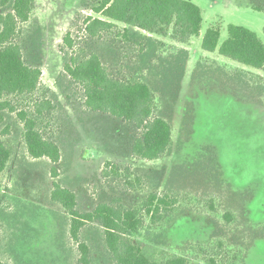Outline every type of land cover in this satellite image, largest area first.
<instances>
[{"label": "rangeland", "instance_id": "rangeland-1", "mask_svg": "<svg viewBox=\"0 0 264 264\" xmlns=\"http://www.w3.org/2000/svg\"><path fill=\"white\" fill-rule=\"evenodd\" d=\"M185 1L201 11L198 37L181 42L169 27L152 34L148 46L125 41V27L115 23L90 42L112 77L149 83L155 114L172 129L171 146L162 158L134 157L133 128L87 110L82 92L63 72L70 53L61 50L63 37L69 33L82 46L88 42L85 19L97 17L90 0H34L21 38L27 39L25 62L38 63L41 70L40 90L9 99L18 110H31V102L43 95L51 100L54 109L39 126L60 149L56 181L74 192L80 212L112 194L127 206L153 192L174 202L161 220L145 217L137 235L152 259L176 255L189 264H264V72L201 48L208 28H219L220 45L229 25L254 32L264 45V12L254 11L246 0ZM126 28L130 35L147 36ZM0 142L10 151L0 172V261L79 264L68 217L50 200L53 166L28 155L22 124L7 110L0 111ZM106 161L130 166L144 184L123 193L104 183L98 176ZM84 236L91 264H111L99 232L90 226Z\"/></svg>", "mask_w": 264, "mask_h": 264}, {"label": "trees", "instance_id": "trees-1", "mask_svg": "<svg viewBox=\"0 0 264 264\" xmlns=\"http://www.w3.org/2000/svg\"><path fill=\"white\" fill-rule=\"evenodd\" d=\"M90 11L97 17L84 22V34L88 40L81 45L67 33L62 48L69 50L63 64V72L83 94V106L90 112L107 114L121 120L134 130L131 153L134 157L154 161L162 158L171 146V124L155 114L154 93L145 79L120 80L112 77L94 51L90 42L109 32L115 23L125 27V41L140 40L151 46L152 34H161L172 27L173 35L184 42L198 37L201 30L200 9L185 0H90ZM257 12H264V0H246ZM34 0H0V111L15 113L23 129V140L32 159H46L52 164L54 181L50 200L68 217V235L75 243L79 264H91V246L84 236L87 227L99 232L105 253L111 264H189L180 256H170L162 261L152 259L141 242L136 240L143 229L145 217L150 221L162 219V211L174 202L159 197L155 192L139 204L124 205L118 194L101 199L91 211L80 212L74 192L56 181V166L60 161V149L40 129L43 116L50 114L54 106L44 95L31 102V110H18L9 99L36 95L41 86V70L38 63L25 62L23 51L27 39H22L21 25L29 21ZM126 27H132L147 36L130 35ZM218 27L207 29L201 42L205 52L214 53L243 66L264 72V45L254 32L240 26L229 25L227 38L219 45ZM142 52L144 50H141ZM10 157L9 149L0 142V172ZM98 178L113 183L123 193L132 192L144 184L141 176L130 166L106 161ZM114 191L113 189L111 190ZM103 194L104 191L102 190ZM114 193V192H113ZM0 264H3L0 261ZM209 264H215L210 260Z\"/></svg>", "mask_w": 264, "mask_h": 264}]
</instances>
